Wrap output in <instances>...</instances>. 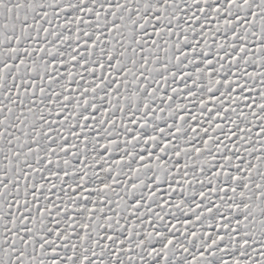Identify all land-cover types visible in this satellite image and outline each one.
Listing matches in <instances>:
<instances>
[{
  "label": "snow or ice",
  "instance_id": "obj_1",
  "mask_svg": "<svg viewBox=\"0 0 264 264\" xmlns=\"http://www.w3.org/2000/svg\"><path fill=\"white\" fill-rule=\"evenodd\" d=\"M0 264H264V0H0Z\"/></svg>",
  "mask_w": 264,
  "mask_h": 264
}]
</instances>
